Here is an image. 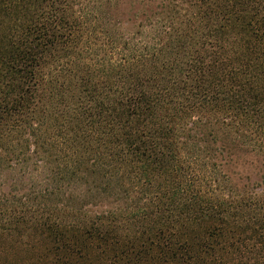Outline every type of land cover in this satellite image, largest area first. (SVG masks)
I'll return each instance as SVG.
<instances>
[{
  "label": "trees",
  "instance_id": "1",
  "mask_svg": "<svg viewBox=\"0 0 264 264\" xmlns=\"http://www.w3.org/2000/svg\"><path fill=\"white\" fill-rule=\"evenodd\" d=\"M0 264H264V0H0Z\"/></svg>",
  "mask_w": 264,
  "mask_h": 264
},
{
  "label": "rangeland",
  "instance_id": "2",
  "mask_svg": "<svg viewBox=\"0 0 264 264\" xmlns=\"http://www.w3.org/2000/svg\"><path fill=\"white\" fill-rule=\"evenodd\" d=\"M241 163H239L236 167L233 168V171L236 174L235 178L237 179L238 177H241L242 179H244L246 176H249L251 182L255 181L257 179V176H255V168L250 167L248 164Z\"/></svg>",
  "mask_w": 264,
  "mask_h": 264
}]
</instances>
